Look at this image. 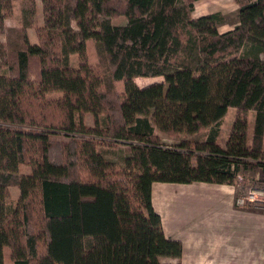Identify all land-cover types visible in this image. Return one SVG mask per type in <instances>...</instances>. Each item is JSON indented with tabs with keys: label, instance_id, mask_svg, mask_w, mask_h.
I'll list each match as a JSON object with an SVG mask.
<instances>
[{
	"label": "trees",
	"instance_id": "16d2710c",
	"mask_svg": "<svg viewBox=\"0 0 264 264\" xmlns=\"http://www.w3.org/2000/svg\"><path fill=\"white\" fill-rule=\"evenodd\" d=\"M39 1L41 27L36 0H0V264L5 249L12 264L179 258L152 207L153 183L234 185L241 166L264 169V0H234L238 20L223 33L218 13L193 17L198 0ZM14 2L20 24L8 27ZM156 76L163 82H135ZM156 130L207 134L168 146ZM117 144L125 171L106 157Z\"/></svg>",
	"mask_w": 264,
	"mask_h": 264
},
{
	"label": "crops",
	"instance_id": "0c3cea01",
	"mask_svg": "<svg viewBox=\"0 0 264 264\" xmlns=\"http://www.w3.org/2000/svg\"><path fill=\"white\" fill-rule=\"evenodd\" d=\"M237 188L153 183L152 207L166 240L180 249L179 258L160 257V263L264 264V211L237 206Z\"/></svg>",
	"mask_w": 264,
	"mask_h": 264
},
{
	"label": "rangeland",
	"instance_id": "374dc122",
	"mask_svg": "<svg viewBox=\"0 0 264 264\" xmlns=\"http://www.w3.org/2000/svg\"><path fill=\"white\" fill-rule=\"evenodd\" d=\"M179 2H182V0H178ZM37 5V24L39 27L43 25V17L41 12V5L40 1L36 0ZM213 13H218L221 19V23L218 25V31L223 32L227 29L232 28L234 24L237 23V5L234 0H198L194 3V12L193 17L198 18L205 15H210ZM5 24L8 27H18L20 24V11H19V4L18 2H14L12 6V11L10 14H8L5 18ZM114 24H124V19L122 18H114L113 19ZM72 27L75 31H78L76 23H72ZM28 40L30 44L36 43V35L34 29H28L26 31ZM0 41L3 42V38H0ZM87 53L90 63L95 64L96 63V57H95V50L93 47V44L91 41L87 42ZM1 62V60H0ZM71 63L73 67L77 66V57L75 55L71 58ZM3 71H5V68H3ZM136 84L139 87H144L150 84L154 83H161L163 82V77L156 76V77H139L135 79ZM118 91L122 94L124 91V85L123 83L118 84ZM49 97H57L59 96V93H51L48 94ZM236 115V110L233 108L228 109L227 114L225 118L223 119V122L220 126V133L218 141L220 142L221 146L224 145L226 142L228 135L231 132L232 123L234 121ZM248 118V135L251 136V130H252V123L254 114L253 112H249L247 114ZM85 122L87 125L91 126L93 124V119L90 115H87L85 117ZM156 134L160 136L162 139V142L165 145H174L179 143L183 140H195V139H202L207 134V131H204L200 135L197 136H189V135H177V136H165L164 134L160 133L158 130H156ZM127 156V152L125 149L124 144H117L115 147L111 148V152L106 156L107 159L115 165V167L119 170H126V165L124 163V158ZM22 173H26V169H23ZM239 178H237V198L242 197L244 194H246L250 189H264L259 187H253L252 181L253 180H264V169L257 168V169H246L241 166L239 168ZM252 177V178H251ZM255 179H254V178ZM11 200L9 202V206H14L18 196L19 191L18 189H11ZM246 206V205H245ZM247 207L264 211V203H249L247 204ZM136 219L138 221H146V214L141 213L136 216ZM8 249H5V257H6V263L12 264L11 261L8 258Z\"/></svg>",
	"mask_w": 264,
	"mask_h": 264
},
{
	"label": "built area",
	"instance_id": "2783aa9c",
	"mask_svg": "<svg viewBox=\"0 0 264 264\" xmlns=\"http://www.w3.org/2000/svg\"><path fill=\"white\" fill-rule=\"evenodd\" d=\"M264 203V189H250L242 197L237 198L235 204L237 206H245L249 203Z\"/></svg>",
	"mask_w": 264,
	"mask_h": 264
}]
</instances>
